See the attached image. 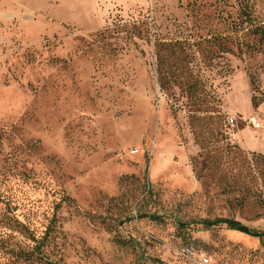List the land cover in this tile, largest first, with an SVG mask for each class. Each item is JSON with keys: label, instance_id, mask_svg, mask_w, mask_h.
Wrapping results in <instances>:
<instances>
[{"label": "rangeland", "instance_id": "rangeland-1", "mask_svg": "<svg viewBox=\"0 0 264 264\" xmlns=\"http://www.w3.org/2000/svg\"><path fill=\"white\" fill-rule=\"evenodd\" d=\"M259 31L264 0H0V264H264L193 223L264 232Z\"/></svg>", "mask_w": 264, "mask_h": 264}, {"label": "trees", "instance_id": "trees-1", "mask_svg": "<svg viewBox=\"0 0 264 264\" xmlns=\"http://www.w3.org/2000/svg\"><path fill=\"white\" fill-rule=\"evenodd\" d=\"M261 34V41H264V32L259 31ZM151 219L156 221L159 220V216H151ZM194 224L197 225H201L203 229L205 230H210L211 228L214 227H219V226H225L227 229L229 230H236V228L238 226H240V223L237 222L234 219H228V218H215L213 220H209V219H203V220H198L196 222H193ZM182 227H185L186 224H181ZM185 248H189L190 250H192V248L185 246ZM193 253H195L192 250Z\"/></svg>", "mask_w": 264, "mask_h": 264}, {"label": "built area", "instance_id": "built-area-1", "mask_svg": "<svg viewBox=\"0 0 264 264\" xmlns=\"http://www.w3.org/2000/svg\"><path fill=\"white\" fill-rule=\"evenodd\" d=\"M234 121V119H230L229 123L233 124ZM242 121L250 125L254 129L260 128V123L256 117L251 116L246 119H243ZM179 255L186 261H190L192 264H208V259L206 258L205 254H195L189 248L182 249Z\"/></svg>", "mask_w": 264, "mask_h": 264}, {"label": "water", "instance_id": "water-1", "mask_svg": "<svg viewBox=\"0 0 264 264\" xmlns=\"http://www.w3.org/2000/svg\"><path fill=\"white\" fill-rule=\"evenodd\" d=\"M236 230L256 237H264V232H253L250 228L242 225L238 226Z\"/></svg>", "mask_w": 264, "mask_h": 264}]
</instances>
